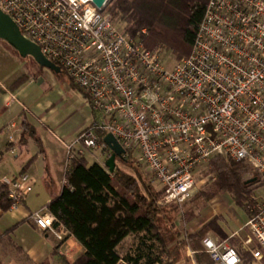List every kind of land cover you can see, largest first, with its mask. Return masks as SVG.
I'll return each mask as SVG.
<instances>
[{
	"label": "built area",
	"instance_id": "built-area-1",
	"mask_svg": "<svg viewBox=\"0 0 264 264\" xmlns=\"http://www.w3.org/2000/svg\"><path fill=\"white\" fill-rule=\"evenodd\" d=\"M0 9L88 97L93 121L65 144L66 170L109 149L101 134L111 133L161 184L159 206L189 199L196 170L215 156L250 165L264 188V0H209L188 56L147 48L93 0H0ZM0 183L10 208L34 186L27 172ZM250 198L239 229L202 239L214 264H264V191ZM31 216L59 241L68 234L48 207Z\"/></svg>",
	"mask_w": 264,
	"mask_h": 264
},
{
	"label": "trees",
	"instance_id": "trees-1",
	"mask_svg": "<svg viewBox=\"0 0 264 264\" xmlns=\"http://www.w3.org/2000/svg\"><path fill=\"white\" fill-rule=\"evenodd\" d=\"M208 2L111 0L105 12L114 22L124 24L123 29L130 36L141 37L147 48L165 46L178 51L182 56H188L192 52ZM143 28L147 29L146 34L141 32ZM30 77L29 74L22 75L14 81L12 87H19ZM105 135L101 134V140ZM104 152L106 161L112 152L108 148ZM35 157L32 156L24 163L19 174L27 172ZM116 161L135 162L141 171L136 175L128 174L116 163L115 170L109 172L105 162L95 161L88 165L86 156L82 155L75 158L66 170L62 189L51 196L47 207L57 220L55 224H63L68 234L73 235L84 248L74 262L59 256L63 263L116 264L122 257L119 251L121 245L128 237H132L139 244L133 253L123 256L131 264H192L185 252L187 246L196 251V264H214L203 249L202 239L209 231L223 239L228 237L220 224L222 217L215 216L195 231L186 232L180 237L174 220L178 206H167L165 208L173 214L169 225V232L172 233L170 238L160 222V217H167L164 208L158 205L163 188L157 189L146 184L145 171L132 153L127 152ZM207 165L205 174L210 175L213 181L208 189L200 191V195L210 199L218 193L229 194L246 211L244 196L252 188L245 174L254 172L253 168L242 161L223 156L213 157ZM11 204L8 187L0 183V210L7 211ZM169 220L166 218V221ZM16 226L0 235V245L6 241L13 242L9 235ZM148 240L154 241L158 252L153 259L149 258L143 263L145 254L142 245ZM16 249L19 250V247L16 246ZM53 254H58V247L54 248Z\"/></svg>",
	"mask_w": 264,
	"mask_h": 264
},
{
	"label": "crops",
	"instance_id": "crops-1",
	"mask_svg": "<svg viewBox=\"0 0 264 264\" xmlns=\"http://www.w3.org/2000/svg\"><path fill=\"white\" fill-rule=\"evenodd\" d=\"M21 73V69L17 72H4L0 66V179L4 176L19 175L24 163L36 155L27 170L34 180V186L33 191L17 208L0 210V235H4L7 229L17 225L9 235L13 242L6 241L0 245V263L19 260L26 264H55L59 256L73 262L84 251L76 238L66 234L65 239L59 241L51 233L39 229L31 214L37 209L47 207L51 196L62 189L66 172L64 146L85 129L93 121L94 116L88 97L82 91L85 103L80 108L79 124L67 129L66 120L56 123L51 129L50 127H53L51 116L58 111V107H54L51 98L34 95L32 86L40 77L33 70L26 69L24 72V74L32 73L27 82L19 87H12V82L20 77ZM70 83L73 85L72 81ZM64 84L69 88L66 82ZM30 129L34 134L39 132L40 137H36L37 147L34 149L33 146L29 150L24 147V142L25 134ZM57 144L62 145V149ZM11 154L16 158L22 157L20 166L16 165L17 170L13 169L15 171L8 170L11 167L8 166L10 161L8 155ZM85 156L90 165L95 161L105 162L106 153L95 149L90 150ZM49 157L52 158V163H48ZM38 169L40 172H37ZM56 247L58 254L54 255L53 251ZM188 248L195 250L190 246L186 247L188 256L196 264L195 256L194 259L190 256ZM59 264L62 262L59 261Z\"/></svg>",
	"mask_w": 264,
	"mask_h": 264
},
{
	"label": "rangeland",
	"instance_id": "rangeland-1",
	"mask_svg": "<svg viewBox=\"0 0 264 264\" xmlns=\"http://www.w3.org/2000/svg\"><path fill=\"white\" fill-rule=\"evenodd\" d=\"M115 23L119 28H124V24L119 23L118 21H115ZM164 48L168 51V53L169 51L170 52L174 51L177 52L179 56H182L176 50L168 49L165 46ZM0 66L2 67L4 72L6 71L10 73L15 71L17 72L19 71V69H21L22 73L20 77L24 75L26 69L33 70L35 71V73L39 75L40 79L38 81H35V83L32 86V89L35 91L34 95L39 96L40 98L42 97L51 98L54 103V107H58V111L51 116V120H53V127H50L51 129L54 128L56 123H60L62 121L64 122L66 120L67 123L65 122L66 123L65 127L67 129L73 128L74 125L79 124L78 118H79V114L81 113L80 108L82 107V105H84L85 99L82 91L70 83L71 80L64 71L60 73H56L52 69H49L45 66H41L40 64H38L31 56H27V57L20 56L19 53H17L14 50V48L3 39H0ZM31 74L32 73H30L29 75ZM18 78H16V80ZM64 82H66L69 85V88L66 87ZM13 83L14 81L12 82V85ZM25 136H26V140L24 142V147L30 150V148L34 146L33 148L35 149L37 147L36 137H40L39 132L34 134L33 130L30 129V131L26 133ZM76 137H74L73 139H75ZM57 145H59L62 149V145L60 144ZM64 147H65L64 149H65V159H66V146ZM8 156H9L8 158L10 159L8 166H11L8 170H13L14 168H16L15 170H17V166H20L21 164L22 157L20 156L16 158L13 154ZM48 163H52L51 157L48 158ZM117 165L122 171L128 174L136 175L137 172L141 171L137 167V164H135V162L132 161L130 162L118 161ZM207 167L208 165L206 163L202 167L196 170L195 190L192 196L189 199H187L177 209V216L175 217L174 220L176 223L177 231L180 232L179 235L180 237H182V235L185 234L186 232L195 231L196 229L204 225L206 222L211 220L213 217L218 215L222 217V219L220 220V224L223 226V228L227 233L239 229L247 221V214L245 210H243L240 206H238L229 194L218 193L217 195H215L210 199H206L204 196L200 195V191L208 189L213 181V178L210 175L205 174ZM37 172H40V170L38 169ZM254 177L257 178V181L260 180V177L255 172H248L247 174H245V179L247 180ZM144 181L146 182V184H150L153 187H156L157 189L161 188V184L157 180H155L151 175H148L146 172H144ZM262 184L263 183L261 181L259 183L250 182L252 190L250 192L245 193L244 196L245 203H248L250 201L251 199L250 197L252 195H257L259 193L261 194L262 191H264L263 187L261 189H258ZM159 207L164 208L163 211L167 213L166 218L170 219L169 221H166V218L160 217V222L163 225V229L167 231L168 236H170L171 238L172 233L171 231L169 232V225L171 223V220L173 219L172 218L173 214H171V212L166 209L167 206H159ZM207 235L212 236L213 238H216L218 240L223 239L213 231H209L204 237H206ZM173 242H175V240L172 241L171 243L173 244ZM229 242L231 244L232 243L236 244L235 239L230 240ZM138 244L139 241H136V239L134 240L132 237H128L119 249L122 257L125 256L126 253H130V252L133 253ZM142 246H143L142 251L145 254L143 263L148 261L149 258L153 259L154 256L157 255L158 252L157 245L154 243L153 240H148ZM185 252L186 255L188 256L187 250ZM59 261H61L62 264H64L63 260L60 258H58V261L55 262V264H59ZM191 263L194 264L192 259H191ZM0 264H26V263L24 261H19V260H8V261H3Z\"/></svg>",
	"mask_w": 264,
	"mask_h": 264
},
{
	"label": "water",
	"instance_id": "water-1",
	"mask_svg": "<svg viewBox=\"0 0 264 264\" xmlns=\"http://www.w3.org/2000/svg\"><path fill=\"white\" fill-rule=\"evenodd\" d=\"M107 0H93V3L103 11L106 8ZM0 39L10 44L22 57L31 56L38 64L52 69L56 73L62 72V68L48 59L42 52L40 46L30 39L26 38L15 21L0 9ZM105 143L111 150V155L106 159L105 165L109 172H113L116 168L117 158H121L126 154V150L119 140L111 133H107L104 137ZM257 178L248 179V183L256 181Z\"/></svg>",
	"mask_w": 264,
	"mask_h": 264
}]
</instances>
